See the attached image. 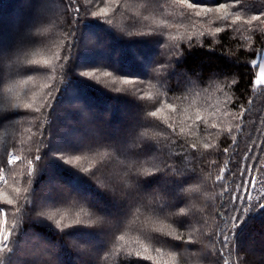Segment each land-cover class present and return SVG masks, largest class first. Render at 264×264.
Segmentation results:
<instances>
[{
	"label": "trees",
	"instance_id": "1",
	"mask_svg": "<svg viewBox=\"0 0 264 264\" xmlns=\"http://www.w3.org/2000/svg\"><path fill=\"white\" fill-rule=\"evenodd\" d=\"M261 13L264 0H0V261L264 264ZM243 181L250 198L229 212Z\"/></svg>",
	"mask_w": 264,
	"mask_h": 264
},
{
	"label": "snow or ice",
	"instance_id": "2",
	"mask_svg": "<svg viewBox=\"0 0 264 264\" xmlns=\"http://www.w3.org/2000/svg\"><path fill=\"white\" fill-rule=\"evenodd\" d=\"M72 2H73V0H69V7H71ZM237 2H238V0H237ZM189 6L192 7L193 5H189ZM220 7L224 8L225 5L221 4ZM75 11H76L77 17H78L79 16V8H77ZM197 15H199V13H197ZM260 15H264V13H261ZM259 18H260V16H253L252 17L253 20H258ZM217 31H219V29H217ZM58 59H59V57H58ZM65 59H67V57H65ZM252 66L253 67H259V71H260V75L254 77V80L252 82L253 85L255 87H264V63H261V64L257 65L256 61H253V65ZM86 75L91 76L92 74L91 73H87ZM104 75L108 76V75H110V73L109 72H105ZM123 82L127 83L128 81H123ZM233 83H236V81H233ZM249 103H251V101H249ZM168 107L172 108L173 106L171 104H169ZM159 111H160V109H156L155 111H151L149 113V115L151 117H157V113ZM169 127H171V126L169 125ZM140 135L143 136V133H141ZM135 146L136 147H140L141 145L140 144H136ZM192 147H193V149L195 148L194 145ZM205 147L207 148L208 145H205ZM80 150H81V148H80ZM80 150H78V151H80ZM88 150H91V148H89ZM67 151L76 152V151H73V150H67ZM225 151H227V149H225ZM39 159H40V157L38 156L37 160H39ZM8 162L12 163L13 160L9 159ZM85 171L91 172L92 170L91 169H86ZM217 179L219 180L220 177H218ZM256 182H257L256 177H254V176L251 177V183H252V187L253 188L255 187ZM248 184H249V181H243L242 185H241V187L243 188V192L242 193H236V194H234L232 196V198H231L232 199V208L228 210L229 212H237L238 213L239 209H237V207H236L237 202L238 201L244 202L247 198H250V189L248 188ZM9 203H11V201H9ZM260 207L264 208V204H260ZM0 212H2V210H0ZM38 215H43V213L40 212V213H38ZM218 215L223 216L224 213H218ZM49 219H51V217H49ZM231 219L234 222L233 223V227L234 228L240 227V223H236L237 221H242V218L238 214L237 215H233L231 217ZM57 224H59V221H57ZM11 235H12L11 232H9L7 234H4L2 231H0V252H3L6 248L9 250V252H11V248L9 247V241H10ZM228 240H229V236L225 234L224 235V246L225 247H227ZM0 264H3V262L0 261ZM226 264H227V262H226Z\"/></svg>",
	"mask_w": 264,
	"mask_h": 264
},
{
	"label": "rangeland",
	"instance_id": "3",
	"mask_svg": "<svg viewBox=\"0 0 264 264\" xmlns=\"http://www.w3.org/2000/svg\"><path fill=\"white\" fill-rule=\"evenodd\" d=\"M93 33V31H87L85 34H84V36H82V42L84 43V44H87L90 40V37H93V36H95V35H93L92 34ZM106 50V54L107 53H110L111 52V50L107 47V49H105ZM117 51V50H116ZM101 57H102V60L103 61H109L111 64H114V62H115V58H113V60L112 59H110V60H107L105 57H106V55H104L103 53H102V55H101ZM89 58V56L88 57H80V59H79V62H78V64L80 65V66H83L85 63H86V61H87V59ZM261 63H264V53L262 54V56H260L258 59H257V61H256V64L257 65H259V64H261ZM115 65V64H114ZM258 75H260V71H259V67H258ZM73 93H70L69 94V96H68V99L66 100V102L64 103V105H66V103H70V101H72L73 100ZM129 108V107H128ZM83 132H85V131H83ZM82 133V132H81ZM80 133H78V134H76V135H79ZM85 134V133H84ZM110 135V134H109ZM109 137H112V135H110ZM66 144V143H68L67 141H63V142H60L59 144L58 143H56V147H57V145L58 146H61L62 144ZM9 159H12L13 160V162L16 160V158L15 157H13V156H11ZM255 176V175H254ZM51 182H49V184H50ZM250 183V182H249ZM250 188H251V190L252 189H254L252 186H250ZM242 192H243V188H242ZM35 241L37 242V244H40V242H39V240H37V239H35Z\"/></svg>",
	"mask_w": 264,
	"mask_h": 264
}]
</instances>
